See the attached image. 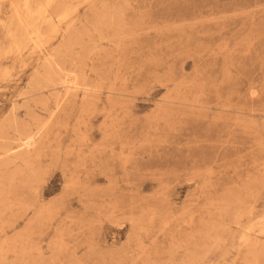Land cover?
Instances as JSON below:
<instances>
[{
    "label": "rangeland",
    "instance_id": "374dc122",
    "mask_svg": "<svg viewBox=\"0 0 264 264\" xmlns=\"http://www.w3.org/2000/svg\"><path fill=\"white\" fill-rule=\"evenodd\" d=\"M0 249L264 264V0H0Z\"/></svg>",
    "mask_w": 264,
    "mask_h": 264
},
{
    "label": "bare ground",
    "instance_id": "6f19581e",
    "mask_svg": "<svg viewBox=\"0 0 264 264\" xmlns=\"http://www.w3.org/2000/svg\"><path fill=\"white\" fill-rule=\"evenodd\" d=\"M18 2V1H17ZM45 3V2H44ZM26 4V3H25ZM39 4V3H38ZM115 8V7H114ZM15 9V8H14ZM27 9V8H26ZM30 9V8H29ZM31 10V9H30ZM117 11V10H116ZM113 12H115L114 10H113ZM37 13V12H36ZM108 13V12H107ZM117 13V12H116ZM105 14H106V12H105ZM104 14V16L106 17V15ZM103 15V14H102ZM113 15V14H112ZM111 15V16H112ZM31 16V15H30ZM17 17V16H16ZM19 17V16H18ZM17 17V18H18ZM104 17V18H105ZM109 17H110V15H109ZM108 17V18H109ZM103 18V17H102ZM104 18H103V20H104ZM101 19V18H100ZM120 19V18H119ZM21 20V19H20ZM20 20H18V21H20ZM102 20V21H103ZM111 20H112V17H111ZM101 20L99 21L100 22V25H102L101 24V22H102ZM105 21V20H104ZM21 22V21H20ZM19 22V23H20ZM22 23V22H21ZM81 23V22H80ZM104 23V22H103ZM112 24V23H111ZM115 24V23H114ZM52 26V25H51ZM111 26V25H110ZM36 29V28H35ZM95 29V28H94ZM87 30V29H86ZM27 31V30H26ZM36 31H38V30H36ZM76 31V30H75ZM89 31V30H88ZM95 31H97V30H95ZM38 32H40V31H38ZM34 34H38L37 32H33ZM33 33H32V36H33ZM27 34H28V32H27ZM43 34V33H42ZM47 34V33H46ZM80 36V35H79ZM115 36V35H114ZM117 36V35H116ZM122 36V35H121ZM29 37H31V35L29 36ZM38 37V36H37ZM83 37V36H82ZM43 38V37H42ZM50 38V37H49ZM117 38V37H116ZM63 39V38H62ZM82 39V38H81ZM91 39V38H90ZM100 40V39H99ZM69 41V40H68ZM70 42H72V41H70ZM88 42V41H87ZM110 43V42H109ZM35 44V43H34ZM71 45V44H70ZM15 47H16V44H15ZM18 48V47H17ZM66 48H68V47H66ZM39 49V48H38ZM68 53V52H67ZM65 56V55H64ZM21 57V56H20ZM24 57V56H23ZM55 59V58H54ZM57 64V63H56ZM50 67H51V65H50ZM37 69V68H36ZM45 71V70H44ZM49 71V70H48ZM66 72V71H65ZM49 74H47V76L48 75H50V72H48ZM71 73V72H70ZM70 73H65L64 75H63V77H64V83H65V85H66V87H68V88H71V89H73L74 87H75V80L73 81V79H74V74L73 75H71ZM53 74H55V73H53ZM46 76V75H45ZM46 76V77H47ZM46 77H44V78H46ZM31 79V78H30ZM37 78H35V80H36ZM47 79V78H46ZM49 80H50V78H48ZM51 79L52 80H54V79H56V78H53V76H51ZM60 79V78H59ZM49 80H48V82L46 81V83H49ZM45 81V80H44ZM43 81V82H44ZM55 81V80H54ZM32 82V81H31ZM45 83V84H46ZM41 84V83H40ZM48 85V84H47ZM57 85V84H56ZM59 85V84H58ZM62 85H64V84H62ZM54 87V86H53ZM80 87V86H79ZM77 88V87H76ZM27 89V88H26ZM41 90V89H40ZM37 91V90H36ZM28 92V91H27ZM34 98H36V97H34ZM33 100V99H32ZM45 100V99H44ZM31 102V101H30ZM15 103V102H14ZM23 103V102H22ZM27 107V106H26ZM7 121H9V120H7ZM26 122V121H25ZM9 126V125H8ZM25 126V125H24ZM23 126V127H24ZM29 127V126H28ZM29 129V128H28ZM14 132V131H13ZM15 137V136H14ZM23 137V136H22ZM31 138H33V135L32 134H30V133H28V134H25V136L22 138V142H21V144H24V145H29V143L30 142H32V140H31ZM31 144V143H30ZM11 148V147H10ZM26 148V147H25ZM11 150V149H10ZM25 150V149H24ZM5 152V151H4ZM13 155V154H12ZM21 160V159H20ZM11 161H13V160H11ZM6 162V161H5ZM8 163V162H7ZM14 164V163H13ZM20 167V166H19ZM15 168V167H14ZM14 168H12L13 170H14ZM37 170V169H36ZM30 171V170H29ZM14 173V172H13ZM35 173V172H34ZM34 175V174H33ZM36 177V176H35ZM26 178V177H25ZM22 180V179H21ZM21 180H19V181H21ZM249 204V203H248ZM43 205V204H42ZM31 207H33V206H31ZM30 208V207H29ZM260 219V218H259ZM258 219V220H259ZM256 221H257V219H256ZM231 224V223H230ZM7 236V235H6ZM3 241V243H5L4 242V240H2ZM4 245V244H3ZM251 247V246H250ZM2 249V248H1ZM0 249V250H1ZM32 249V248H31ZM10 252V251H9ZM0 253H1V251H0ZM16 257V256H15ZM4 259H5V257H4ZM6 260V259H5ZM4 260V261H5ZM1 261H3V259L1 260ZM3 261V262H4ZM13 263V262H12ZM28 263V262H27ZM62 263V262H61ZM2 264V263H1ZM9 264V263H8Z\"/></svg>",
    "mask_w": 264,
    "mask_h": 264
}]
</instances>
